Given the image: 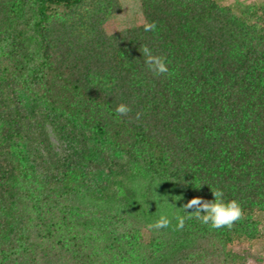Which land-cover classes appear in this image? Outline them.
<instances>
[{"label": "trees", "instance_id": "1", "mask_svg": "<svg viewBox=\"0 0 264 264\" xmlns=\"http://www.w3.org/2000/svg\"><path fill=\"white\" fill-rule=\"evenodd\" d=\"M139 2L108 32L122 0H0V264H247L264 239V0ZM152 189L243 215L153 229Z\"/></svg>", "mask_w": 264, "mask_h": 264}, {"label": "clouds", "instance_id": "2", "mask_svg": "<svg viewBox=\"0 0 264 264\" xmlns=\"http://www.w3.org/2000/svg\"><path fill=\"white\" fill-rule=\"evenodd\" d=\"M155 29V23L144 25L145 32L154 31ZM140 52L142 53L144 64L151 73L157 76L169 74V62L165 56L154 54L150 47L146 45L141 48ZM129 111L130 108L123 103L116 107V112L121 115H126ZM153 192L156 196L152 199L162 200L159 204L163 206L159 218L149 226L153 229L168 228L172 220L177 221L178 228H183L185 220L192 219L193 217L212 229H221L225 226L230 227L234 222L241 219L243 215L240 202L236 199L225 200L223 192L219 189L213 191L214 199L212 200H206L197 196L188 200L182 207H176L173 203L169 202L167 197L166 199L159 197L155 191ZM175 208H182L184 213L190 215L181 216L174 211Z\"/></svg>", "mask_w": 264, "mask_h": 264}, {"label": "rangeland", "instance_id": "3", "mask_svg": "<svg viewBox=\"0 0 264 264\" xmlns=\"http://www.w3.org/2000/svg\"><path fill=\"white\" fill-rule=\"evenodd\" d=\"M235 0H223L225 4H232ZM245 3H260L263 0H241ZM123 11L112 17L106 24L108 32H115L122 28L143 22V15L139 0H122ZM236 249L246 255L247 264H264V239L253 243L241 242Z\"/></svg>", "mask_w": 264, "mask_h": 264}]
</instances>
